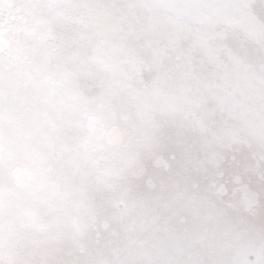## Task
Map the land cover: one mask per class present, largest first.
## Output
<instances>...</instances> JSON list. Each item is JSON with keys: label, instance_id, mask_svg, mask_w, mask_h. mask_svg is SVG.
Listing matches in <instances>:
<instances>
[{"label": "snow or ice", "instance_id": "6c2138e0", "mask_svg": "<svg viewBox=\"0 0 264 264\" xmlns=\"http://www.w3.org/2000/svg\"><path fill=\"white\" fill-rule=\"evenodd\" d=\"M0 264H264V0H0Z\"/></svg>", "mask_w": 264, "mask_h": 264}]
</instances>
